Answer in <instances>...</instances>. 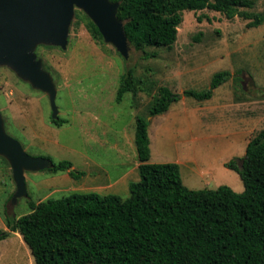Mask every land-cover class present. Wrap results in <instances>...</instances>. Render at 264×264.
<instances>
[{
    "label": "rangeland",
    "instance_id": "1",
    "mask_svg": "<svg viewBox=\"0 0 264 264\" xmlns=\"http://www.w3.org/2000/svg\"><path fill=\"white\" fill-rule=\"evenodd\" d=\"M253 9L264 12V0H256ZM247 23L209 8L185 10L171 47H147L155 54L148 58L131 47L125 59L113 45L95 38L84 18L74 17L66 49L37 48L58 88L59 116L68 120L62 126L52 122L47 94L10 68L0 67V110L8 134L31 156L71 160L82 173L28 171V197L14 202L16 183L10 164L0 156V229L8 231L7 214L30 212V200L61 198L75 191L129 197L130 184L140 179L133 169L138 160L137 115L151 121L149 162L180 161L183 183L191 189L228 185L244 191L239 173L226 163L243 159L248 142L264 129V24ZM133 65L144 90L127 92L117 102L120 77ZM220 70L231 71L232 77L215 88L211 98L198 101L182 94L209 88ZM160 85L180 98L167 113L153 117L149 108ZM0 264H36L19 232L0 241Z\"/></svg>",
    "mask_w": 264,
    "mask_h": 264
},
{
    "label": "trees",
    "instance_id": "2",
    "mask_svg": "<svg viewBox=\"0 0 264 264\" xmlns=\"http://www.w3.org/2000/svg\"><path fill=\"white\" fill-rule=\"evenodd\" d=\"M112 1L120 2L118 17L131 47L146 58L155 56L147 47H171L176 42L185 10L209 8L229 19L248 20V27L264 24V12L253 9L256 0ZM75 18H84L90 33L103 39L84 11L76 9ZM230 77L229 70L217 71L209 88L182 94L209 99ZM142 90L135 66L127 67L116 101ZM179 98V93L160 85L150 116L166 113ZM52 122L62 126L68 120L59 116ZM149 125L148 117L136 116L140 179L130 184L129 197L75 191L61 198L30 200V212L6 215L8 231L0 229V241L19 232L36 264H264V129L248 142L242 163H226L244 183V191L237 192L228 185L191 189L183 183L179 163L149 162ZM50 171L82 174L67 159L54 161Z\"/></svg>",
    "mask_w": 264,
    "mask_h": 264
},
{
    "label": "water",
    "instance_id": "3",
    "mask_svg": "<svg viewBox=\"0 0 264 264\" xmlns=\"http://www.w3.org/2000/svg\"><path fill=\"white\" fill-rule=\"evenodd\" d=\"M119 6L120 2L112 0H0V67L10 68L34 89L47 94L52 118L57 119L58 88L37 54L38 46L66 49L76 9H80L98 26L104 41L128 59L131 45L124 21L118 17ZM0 156L10 164L16 183L14 202L28 197L26 172L54 167L52 159L31 156L19 140L8 134L1 110Z\"/></svg>",
    "mask_w": 264,
    "mask_h": 264
},
{
    "label": "crops",
    "instance_id": "4",
    "mask_svg": "<svg viewBox=\"0 0 264 264\" xmlns=\"http://www.w3.org/2000/svg\"><path fill=\"white\" fill-rule=\"evenodd\" d=\"M169 111V110H168ZM167 111V112H168ZM166 112V113H167ZM164 114V113H163ZM154 117V116H153ZM151 122V121H150ZM149 136H150V132H149ZM119 147V146H118ZM150 148H151V136H150ZM137 149V148H136ZM151 158V157H150ZM191 160H194V159H191ZM178 162V161H177ZM179 163H180V161H179ZM139 164H140V161H139V159L137 160V159H135L134 160V164H133V169L134 170H136V171H138V167H139ZM128 172V170L126 171V173ZM115 182H118V179L117 180H115V181H113V182H111V184H114ZM109 185H110V183H109Z\"/></svg>",
    "mask_w": 264,
    "mask_h": 264
}]
</instances>
